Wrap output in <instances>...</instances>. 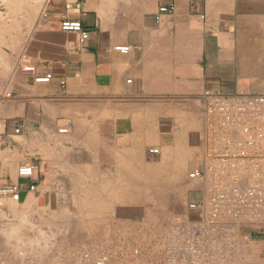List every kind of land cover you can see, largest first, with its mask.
<instances>
[{
  "label": "crops",
  "instance_id": "0c3cea01",
  "mask_svg": "<svg viewBox=\"0 0 264 264\" xmlns=\"http://www.w3.org/2000/svg\"><path fill=\"white\" fill-rule=\"evenodd\" d=\"M170 3L175 11L157 20ZM6 7L0 188L21 183V201L50 221L68 211L66 198L150 178L152 143L201 144L204 94H264V0H45L42 11L12 0ZM67 20L81 22L87 37L63 31ZM48 74L50 82L36 81ZM25 164L35 166L32 178L19 177ZM244 230L239 264H264V232Z\"/></svg>",
  "mask_w": 264,
  "mask_h": 264
},
{
  "label": "rangeland",
  "instance_id": "374dc122",
  "mask_svg": "<svg viewBox=\"0 0 264 264\" xmlns=\"http://www.w3.org/2000/svg\"><path fill=\"white\" fill-rule=\"evenodd\" d=\"M30 1L44 9L45 0ZM11 2L0 0L3 26L10 19L5 6L10 8ZM3 63L0 55V67ZM179 145L157 147L158 155L148 153L150 178L104 182L102 196L66 198L68 211L55 221L49 220L48 212H32L26 201L0 199L5 212L0 216V264H93L100 255L107 256L108 264H160L164 251L160 237L166 223L176 215H192L187 204L201 198L199 191L204 188L187 177L201 158L202 145L186 141ZM154 147L152 143L150 148ZM135 250L140 254L135 255Z\"/></svg>",
  "mask_w": 264,
  "mask_h": 264
},
{
  "label": "built area",
  "instance_id": "2783aa9c",
  "mask_svg": "<svg viewBox=\"0 0 264 264\" xmlns=\"http://www.w3.org/2000/svg\"><path fill=\"white\" fill-rule=\"evenodd\" d=\"M175 9V3L160 7L156 19ZM61 29L83 38L88 35L79 21H64ZM116 50L127 54L130 47ZM34 70L23 67L24 72ZM51 78L48 74L36 81L47 83ZM203 97L201 158L187 176L204 186L199 191L202 197L187 204L192 215H176L166 223L160 237L164 245L160 264H239L240 244L247 239L243 230L264 232V94L206 93ZM150 153L157 155L159 149ZM34 173L32 164L18 170L21 179ZM23 190L21 183L1 187L0 199L19 202ZM35 190V185L29 187ZM134 254L139 255V250ZM84 257L91 259L89 253ZM93 264H108V258L100 255Z\"/></svg>",
  "mask_w": 264,
  "mask_h": 264
},
{
  "label": "bare ground",
  "instance_id": "6f19581e",
  "mask_svg": "<svg viewBox=\"0 0 264 264\" xmlns=\"http://www.w3.org/2000/svg\"><path fill=\"white\" fill-rule=\"evenodd\" d=\"M151 150V149H150ZM154 155V154H153ZM194 182V181H193ZM197 183H199V182H197ZM202 190V189H201ZM22 199V198H21ZM9 201V200H8ZM21 201V200H20ZM19 201V202H20ZM11 202V201H10ZM13 203H18V202H13ZM24 204H22V206H23ZM3 208V207H2ZM0 209V216H1V218H2V215L4 216V214H5V212H4V210L3 209ZM22 208H24V207H22ZM22 212V211H21ZM7 213V212H6ZM16 227H18V226H16ZM9 229H11L10 227H9ZM12 229H13V227H12ZM15 229V228H14ZM16 230V229H15ZM11 232V231H10ZM14 233V232H13ZM14 234H16V233H14ZM39 234V233H38ZM24 240V239H23ZM50 240V239H49ZM40 241V240H39ZM46 241H48V240H46ZM44 243V242H43ZM29 244V243H28ZM101 245V244H100ZM32 246V245H31ZM32 248H33V246H32ZM33 250V249H32ZM36 250V249H35ZM42 252V251H41ZM29 253V252H28ZM36 253V252H35ZM41 254V253H40ZM29 255V254H28ZM35 255V254H34ZM39 256V255H38ZM36 257V256H35ZM22 258V257H21ZM36 260V259H35ZM25 261V260H24Z\"/></svg>",
  "mask_w": 264,
  "mask_h": 264
}]
</instances>
